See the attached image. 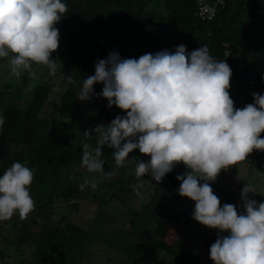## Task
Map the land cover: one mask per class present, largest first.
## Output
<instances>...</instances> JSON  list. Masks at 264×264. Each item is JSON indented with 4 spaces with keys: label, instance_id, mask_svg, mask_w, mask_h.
<instances>
[{
    "label": "clouds",
    "instance_id": "9594fccd",
    "mask_svg": "<svg viewBox=\"0 0 264 264\" xmlns=\"http://www.w3.org/2000/svg\"><path fill=\"white\" fill-rule=\"evenodd\" d=\"M66 11L61 0H0V58L10 57L11 75L27 71L35 76L33 64L55 74L57 65L50 59L59 48L55 25ZM232 75L227 62L214 60L206 46L189 53L180 44L174 52L165 49L138 59L110 52L84 80L78 99L90 100L94 85L102 82L97 95L126 115L85 131L89 137L95 132L97 147L83 145L81 164L88 173L103 174L105 146L115 149L118 167L139 149L151 159L138 163L136 177L150 173L159 182L183 163L189 171L177 175L178 191L195 201L193 218L228 233L218 235L210 247L214 264H264V202L249 199L248 193L256 191L246 184L241 192L246 212L240 214L234 204L221 206L209 183L254 150L264 152V95L253 93L254 103L235 108L229 92ZM26 164L14 162L0 176V221L17 212L26 220L35 209L30 195L34 175ZM97 186L95 178L86 177L79 188L95 191ZM133 191L140 195L138 186Z\"/></svg>",
    "mask_w": 264,
    "mask_h": 264
},
{
    "label": "trees",
    "instance_id": "16d2710c",
    "mask_svg": "<svg viewBox=\"0 0 264 264\" xmlns=\"http://www.w3.org/2000/svg\"><path fill=\"white\" fill-rule=\"evenodd\" d=\"M67 11L61 15L56 28L82 29L69 44L67 58L61 72L67 87L59 96L57 118L41 116L48 102L49 86L37 84L31 98L24 104L9 103L0 111V176L20 162L33 171L30 188L34 201L42 208L43 201H51L65 188L71 173L82 168L83 145L97 147L95 132L86 130L97 125H108L117 115L126 112L100 95L104 84L94 85L91 99H95L97 115L83 114L78 90L84 80L95 74V64L110 52L121 58H136L146 53L155 54L165 49L174 52L180 44L190 53L206 46L214 60L225 61L232 69L230 96L235 108L254 103L253 93L264 95V0H223L211 19L195 14L196 0H61ZM3 92L0 91V106ZM261 137L264 138V132ZM23 146L16 150L12 145ZM104 172L111 173L115 162L114 148L105 146ZM151 157L139 149L129 154L128 160L138 165ZM249 165L264 175V152L254 150ZM188 171L181 166L168 173L161 181L155 180L149 198L140 209L131 211L130 224L134 233L146 237L148 247L158 248L175 256L183 264H200L198 255L185 249L175 237V230L188 229L195 221L193 215L170 204V198L181 181L176 177ZM103 201H99L102 205ZM99 208L93 223L103 216ZM21 221L17 242L26 240L25 222ZM220 233L207 237L204 248L211 245ZM95 239V232L66 221L63 227L44 224L37 237L36 251L48 264H69L66 251L73 245L85 247ZM85 241L84 243H82ZM87 242V243H86ZM131 248V245L128 244ZM137 254V253H136Z\"/></svg>",
    "mask_w": 264,
    "mask_h": 264
},
{
    "label": "rangeland",
    "instance_id": "374dc122",
    "mask_svg": "<svg viewBox=\"0 0 264 264\" xmlns=\"http://www.w3.org/2000/svg\"><path fill=\"white\" fill-rule=\"evenodd\" d=\"M59 33V48L50 57L57 65L55 74H52L45 65L33 64L31 71L35 76L23 71L21 76L16 77L10 74V57L0 58V91L3 92L0 111L9 103L24 104L31 98L33 86L45 84L49 86L50 93L41 116L57 118L59 96L67 87L61 67L67 58L70 42L83 31L59 28ZM81 89L78 90V94ZM81 104L85 116L97 115L98 104L95 99L81 101ZM12 148L21 150L23 146L14 144ZM251 154L244 161L221 170L217 179L209 182L214 194L220 199L221 206L226 203L234 204L240 214L246 212L241 198L242 189L246 184H250L256 191L248 193V198L258 203L264 202V175L249 165ZM181 166L185 165L177 164L172 172ZM136 167L137 165L127 158L124 166L118 167L114 162L111 173H88L83 167L71 173L66 187L51 201H43L42 208L34 201V211L23 220L27 234L26 240L22 243L17 242L21 233L18 212L10 220L0 221V264H48L51 254L40 258L41 253L36 251L37 237L44 224L63 227L66 221H71L84 230L95 232V239L91 243L86 242L85 247L73 245L71 251H66L69 264H183L165 251L148 247L145 245L146 237L133 232L136 227L130 224L131 211L140 209L148 200L155 182L150 173L137 178ZM86 177L97 180L98 186L95 191L91 187L84 191L80 190L79 185ZM200 183L203 184L204 181L201 180ZM134 185L138 186L140 195L133 191ZM179 187L173 191L170 204L193 215L195 201L182 197L178 191ZM30 195L34 200L35 192L32 188ZM99 201H103V204L99 205ZM99 208L104 214L93 223ZM215 233L220 231L195 220L190 228L175 230V237L185 249L200 257V264H214L203 243L207 237ZM128 244L131 248L127 246Z\"/></svg>",
    "mask_w": 264,
    "mask_h": 264
},
{
    "label": "built area",
    "instance_id": "2783aa9c",
    "mask_svg": "<svg viewBox=\"0 0 264 264\" xmlns=\"http://www.w3.org/2000/svg\"><path fill=\"white\" fill-rule=\"evenodd\" d=\"M223 0H196L195 14L201 19H211L217 13L219 4Z\"/></svg>",
    "mask_w": 264,
    "mask_h": 264
}]
</instances>
